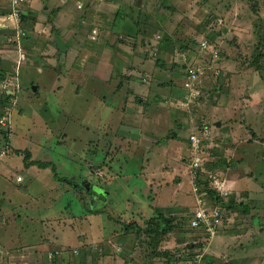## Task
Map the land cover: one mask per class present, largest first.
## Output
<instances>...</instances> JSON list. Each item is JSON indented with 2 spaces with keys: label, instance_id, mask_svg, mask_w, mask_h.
Instances as JSON below:
<instances>
[{
  "label": "rangeland",
  "instance_id": "374dc122",
  "mask_svg": "<svg viewBox=\"0 0 264 264\" xmlns=\"http://www.w3.org/2000/svg\"><path fill=\"white\" fill-rule=\"evenodd\" d=\"M99 1L101 3L91 6L84 0L82 12H71L72 28L68 31L58 25V35L52 34L58 52L54 50L47 55L51 58L44 54L39 60L32 51H24L21 20L9 21L11 30L7 33L6 53L0 55V72L4 74H0V99H4L5 94L10 96L0 107V129L7 134V140L0 135V150L6 146L9 153L4 157L9 158V164L19 167L24 188L21 195L8 194L7 200H0L2 208L9 213L5 216L17 219L16 222L8 219V230H0V242L4 250H9L10 242L15 241L22 248L19 252L26 255L23 254L24 259L14 254L6 256L4 264H42L33 249L39 250L45 244L47 264H100V261L101 264H150L151 260L152 264H164L165 260L154 259V251L147 246L144 233L139 232L137 236L135 232L123 231V226L128 224L143 230L157 208L165 217L174 216V223H179V227L161 240L156 252L169 251L179 259L172 264H193L191 257L198 250L188 251V244L207 238L196 236L187 227L189 214L195 209L193 171L189 162L197 161L201 165L198 180L203 182L221 175L226 179L228 191L226 181L228 179L229 183L230 177L236 174L224 166L233 159L228 149L237 157H243L236 162L239 170L236 187L245 188L240 178L249 167L257 181H251L249 191L232 192L233 198L248 208V213L240 208L225 210L219 228L207 239L203 258L208 264H264V63L261 69L252 63V57L259 51L253 25L259 14L264 17V0H253L258 14L251 11V0H121V6H112L109 0ZM226 2L229 7L232 4L237 7L234 13L227 14ZM59 3L67 5L68 0H49L46 6L52 9ZM115 14L127 17L125 35L134 31L130 22H138L145 30L134 40V45L140 42L137 47L124 48V53L127 59H132L133 67L138 64L141 70L142 62L146 73L156 72L152 82L142 84L139 70H133V77L123 81L126 74L123 64L117 61L118 55L102 46V23H110L107 21ZM214 21V31L209 32L213 30ZM40 25L45 28V23H38ZM94 28L98 35L91 39ZM208 32L212 37H207ZM212 38L217 50L206 41ZM116 40L122 41L118 37ZM127 40L128 45H132ZM204 41L210 50L207 52L217 55L212 54V61L208 59L210 64L197 65L204 69L201 78L208 85L199 92L200 79L194 88L196 96L190 97L183 89L185 69L180 63H188L205 52L201 49ZM136 53L140 54L137 55L140 60ZM219 60L229 66L230 73L234 70L228 83L222 82L225 70L214 71L215 85L221 81V92L215 91L214 79H211ZM158 62L164 64V69L158 67ZM118 74H124V78ZM109 75L116 81L122 80L120 94L116 93L114 84L102 81ZM170 79L176 83V87L173 86L176 94L168 93L167 97L178 102V108L172 105L174 103L163 105L154 101L159 98L156 83L167 85L168 89L172 86ZM130 89L144 99L145 113L138 121L120 115V107ZM181 92V96H177ZM222 96L230 98L228 112L216 108ZM247 97L252 98L250 103ZM108 104L116 107L109 110ZM246 104L254 106L249 109L250 114L246 113ZM201 106L205 121L199 115ZM254 111L258 116H254ZM179 116L187 130L206 128L210 131V139L197 152L189 147L183 133L185 128L180 133L182 136L176 137L177 142L172 143V119ZM147 118L157 124L153 130L162 133L160 138L150 141L146 134L140 137L141 144L122 139L121 128L143 131L148 126ZM217 121H222L223 128H215ZM248 124L252 126L250 131L246 129ZM247 140L250 142L246 143ZM16 150L19 153L12 155ZM246 152L252 153L250 160ZM26 153L32 160L54 165L60 180L53 179L50 169L20 170L23 161L26 162ZM100 158H114L115 163L104 166ZM214 160L225 164L207 167ZM27 178L35 184L33 190L27 189ZM88 185L91 186L89 193ZM1 216L4 217L3 213ZM103 242L113 246L106 249ZM186 251L192 254L190 260L182 256Z\"/></svg>",
  "mask_w": 264,
  "mask_h": 264
},
{
  "label": "crops",
  "instance_id": "0c3cea01",
  "mask_svg": "<svg viewBox=\"0 0 264 264\" xmlns=\"http://www.w3.org/2000/svg\"><path fill=\"white\" fill-rule=\"evenodd\" d=\"M48 1L49 0H23L21 6L19 7V19L13 21V22H17V21L19 22V20H21L20 26L23 27L22 30L26 34V36L23 37V39H21L22 44L25 46V47H23L24 51H29V52L32 51L33 53H35L37 55V57H39V60L44 57V54H46V57L51 58V56H47V55L53 54L56 50L58 52V48L55 50L57 45H55V43H53L52 34H54L56 32L58 35V25H60V28H62L64 31H68L67 29L72 28V20L73 19H72L71 12L72 13L73 12H82L83 8H84V0H68L67 5H60V3H59V6H57V4H55L52 6L53 7L52 9H49V7L46 6V2H48ZM57 1H59V0H57ZM85 1L87 2L86 5H91V6H93L92 3H94V5L101 3L99 0H85ZM109 1H111L112 6H116V5L121 6V0H109ZM106 2H107V0H102V3H106ZM228 4L229 3L226 2L224 5V6H226V9L228 8L227 14L231 13V12L234 13L237 7L234 6L233 4L229 7ZM234 4H236V3H234ZM79 5H80V7H78ZM8 10L11 11L10 4L5 3L4 0H0V55L6 53L4 48L7 47V45H6L7 33L11 30V28H10L11 26H9V21L12 22V20H13V19L9 18ZM98 17H99V15H98ZM81 18L83 20L84 16H82ZM233 19L234 18H232V20ZM126 20H127V17L123 18L119 14H115L111 21L110 20L107 21L110 23H105V22H104V24L102 23L103 28H104L103 32L100 33V36L102 34V37L104 40V44L102 46L105 45V46H107V48L109 47L108 49H110L111 52H113L114 54L116 53V55H118L117 61H119V62H121V64H123L122 65L123 66V68H122L123 73L125 72V74H126L124 76L125 79H123V81H128L133 77L132 72H135L133 70H139V71H141L140 79L142 77V74L150 78V79H146V77L143 76L144 77L143 79H146V80L144 81L141 79L142 84H144L146 82H152L156 72L146 73V71L143 70L144 66L142 65V62H141V70H140V67H138L139 66L138 64L136 65V67H133V65L131 64L132 59L131 60L129 58L127 59L126 58L127 55L125 56L124 48H127V47L133 48V46L137 47V44L140 42H137V44L134 45V40H138L139 36H141L140 34H143L145 32L144 29H141L139 27L138 22H134V23L130 22L132 27L134 28V31L132 32L131 35H125L124 34V28H125V25L128 24V22ZM38 23H45V28L41 27V25L38 26ZM13 26H15V25H13ZM12 29H13V27H12ZM22 30H21V32H23ZM120 31L122 33H119V34L115 33V32H120ZM117 37L120 38L122 41H117L116 40ZM17 38H19V34L17 35ZM126 39H128L127 41H129L132 45H128L129 43L125 41ZM130 39H131V41H130ZM18 46H19V43H18ZM135 47H134V49H135ZM52 51H53V53H51ZM161 53L163 54V52H161ZM137 55L140 56V54L136 53V55H135L136 58L138 60H140V58ZM204 56L205 55H203V53H200L199 57H195L194 59H192L188 63L194 64V65L196 64L199 66L207 65L208 59ZM94 58H95V56H94ZM133 59H135V58H133ZM223 59H224V57H223ZM220 61L221 60L217 61V65H215V69L212 72L213 78L210 77L211 79H214V85H215V82L217 79V76L214 75L216 72L214 73V71H219V73H220L222 70H225L224 76L222 78V82H224V83H228L234 74V70L232 72L233 74L230 73L231 69L229 68V66L226 67L225 66L226 63H221ZM221 64H223V65H221ZM163 65L164 64L161 63V66H163ZM213 67H214V65H213ZM217 67H220V68H217ZM216 68H217V70H216ZM262 71H264V69ZM123 75L124 74H118V76H120V77H123ZM179 76L181 77V79H183L182 75H179ZM110 77L111 76L109 75V77L106 80H102V81L104 83L114 84L116 86V88H115L116 93H119L118 91H120V88L122 86V80L116 81L117 79H112ZM170 80L172 81L173 79H170ZM170 80H169V82H171ZM211 81L213 82V80H211ZM211 81H210V84H211ZM171 84H172V86H170V88L166 89L167 85L163 84V86H162V85H159L158 83H156V89L160 94L158 93L159 98H157L154 101L157 104H158V102H162L163 105H171L172 103H174L172 105H174V107L178 108L177 106L179 103L175 102V100H172V97H170V100L167 97L168 93L169 94L173 93V95L176 94V91H175L176 88H174V87H176V83H174V81H173V82H171ZM204 85H208V82H206V80H204V79L203 80L201 79L198 86H197L199 92L206 90ZM220 86H221V81L219 82V84L214 86L215 91L221 92ZM162 87H164V88L162 89ZM164 90H167V91L162 92ZM224 90L226 91L227 89H224ZM227 92H229V91H227ZM181 94H182V92L177 94V96H181ZM232 94H234L233 91H232ZM168 96H170V95H168ZM139 97H140V95L137 96V94L134 92V90L130 89V92H128V94H126V99H125L123 106L120 107L121 108L120 109L121 118H127L129 120H134V121L140 120L139 119L140 116L143 115L145 113V111L143 110L144 99L142 100ZM222 97L223 98L220 99L222 101V103H220V100H219L218 104L216 105L217 106L216 108L222 110V112H226V111L228 112L230 109V106H231L230 105V98L228 97V99H227L226 98L227 96L226 97L222 96ZM251 100H252L251 97H247V99H246V101L248 103H250ZM104 101L105 100H103V102ZM212 103L214 104V102H212ZM110 105H113V104L107 105L109 110H111V108L116 107V106L110 107ZM219 105H221V106H219ZM245 107H246V113L250 114L248 111H249V109H251L254 106H253V104L250 106L248 104H246ZM169 108H171V107H169ZM202 110H203V106L200 107L199 115L202 113ZM255 111L253 112V114L256 117L258 115L257 114L255 115ZM202 114H201V116H202ZM204 116H202V117L205 121L206 117H204ZM222 116H223V118H226L225 115H222ZM149 119L150 118L145 119L146 125H148V126L146 127V129L144 128L143 131H139V130L137 131L135 128H130V127L121 128L120 133H122V139L124 137V140H126L125 142L132 141L133 143L141 144V141L143 139H141L140 137L145 136L146 134H147V140H150V141H152V139L155 140L157 138H160L162 133H156L153 130V127L157 126V124L153 120H149ZM172 120H173V131H175V132H173V131H172L173 133L171 132V138H172V140L174 139L172 141V143H175V142H177L175 140L176 137L182 136V134H180V133L183 131V128H185V126L181 123L182 122L181 116H179L175 120L174 119H172ZM240 123L242 124V121H240ZM221 124H222V121H217V122H215L214 126L217 129H221V128H223V126H221ZM203 125H205V124H203ZM243 125H245V124H243ZM206 126H204V127H206ZM251 127L252 126L249 125L248 127H246V129L249 130ZM201 129H203V128H201ZM201 129L197 128V129L193 130L194 131L193 132L191 128H189L188 130L185 128L186 131L183 133H185L186 137H188L191 134H197ZM146 130L149 133H147ZM167 131H169V130H166L165 132H167ZM191 131H192V133H190L188 135V133ZM229 133L232 134L231 129H229ZM250 133H252V132H250ZM164 134H166V133H164ZM251 140L253 141V139H251ZM114 142L116 143V141H114ZM249 142L250 141H248V140L246 141V143H249ZM240 143H243V141ZM252 143H254V141ZM9 150H11V147ZM8 153H9V151H7L6 146H4L0 150V200H3L4 198L6 199L8 197V194H10V195H21V190H22L21 188H24V187H22L23 186V182H22L23 179L18 174L19 167L18 166L14 167L12 164H9L8 163L9 158L4 157ZM231 153H233V159H232L231 164H229L231 167H229L227 170L228 171L231 170V172L234 170L236 174L234 176L230 177L229 183H228V179L226 181L227 185H228V191H229V193H232V192H241L242 193L243 190L249 191L248 187L250 188L252 186L251 181L256 182L257 179L251 175L252 174L251 167L246 168V170H247L246 173H244L243 177L240 178L242 180V182L245 184V188L244 189L237 188L236 187L237 186V176L239 177V174H238L239 170L236 167V162L242 161L243 157L242 156L237 157L236 153H234L233 151H230V149H228V154L230 155ZM246 153H247V155H246L247 159L250 160L249 158L251 157L252 153L251 152H246ZM12 155H14V153H12ZM246 156L244 154V160L246 159ZM100 159H101V160H99L100 164H102L104 166L107 165L108 163L110 165H113L115 163L114 158H109V159L100 158ZM253 160H255L254 157L252 158V161ZM33 161H36V160H33ZM214 161L217 162V160H214ZM21 168L22 169H20V170H23L25 172H31L34 167L32 166V167L26 168L23 165ZM39 170L40 169L37 168V172H39ZM51 176H52V173H51ZM113 176L115 178L117 177V175H112V177ZM112 177H110V179ZM218 177L222 178L221 175H218ZM13 178H14V180H13ZM12 181H14L15 183L12 184ZM27 181H28L27 189L33 190L32 187L35 184L32 183L30 178H27ZM8 184H12V186H9ZM178 184H180V182ZM250 191H252V190H250ZM99 192L101 193L100 190H99ZM100 193H99V195H102ZM249 195H250V192H249ZM8 203L10 204V201H8ZM194 204H195V199H194ZM239 204H240V206L238 208L243 209L242 206L244 207V204H242V203H239ZM157 209L159 210V212H158V210H155V209L153 211H157L158 213L163 214V211L160 210V208H157ZM2 213H3L4 217L1 216ZM191 213L189 214V216L191 215ZM8 214H9L8 210L2 208V205H0V230L1 231H7L8 230L9 227L7 228V226H6L9 224L8 219L9 220L11 219L13 222H16V220H17L12 215H10L8 217L5 216ZM5 220L7 222H5ZM12 221H11V223H12ZM10 243H11L13 248L10 247L9 250H4L3 245H2L3 243L0 242V264H4V262L6 261V256L8 257L9 255L12 256V254H14V255H16V258L18 256H20L21 258L24 259L23 254L26 255V253H21L22 248H20V246H18L17 242L11 241ZM45 245H47V244H45ZM45 245H42V247L39 250L33 249V247L35 248V246L29 248V249H33V252H35L34 253L35 257H39V259H40L39 263L42 262V264H47V259H46L47 252H45L46 251ZM103 246H105V248L107 249V247L110 248L113 245H111L110 243H107V242H103ZM20 250H21V252H19ZM104 256H105V254H104ZM105 260H107V259H105ZM101 263H102V261H100V264Z\"/></svg>",
  "mask_w": 264,
  "mask_h": 264
},
{
  "label": "trees",
  "instance_id": "16d2710c",
  "mask_svg": "<svg viewBox=\"0 0 264 264\" xmlns=\"http://www.w3.org/2000/svg\"><path fill=\"white\" fill-rule=\"evenodd\" d=\"M23 1V0H22ZM258 1V0H257ZM5 3H8L5 1ZM22 4V2H21ZM21 4H19L18 6V11H19V7L21 6ZM250 9L253 13L258 14L257 11V4L256 2H254L253 0H251L250 2ZM260 17H256V21L254 22L253 25V33L258 37V42L256 44L257 49L259 50L258 53L256 55H254L252 58V63L254 64V66L257 69H261L263 68V63H264V17H261V15L259 14ZM218 20V19H217ZM216 20V21H217ZM216 21H214V26H213V30L209 31V32H213L214 31V27L216 26ZM23 31V30H22ZM207 33V37H212V34ZM216 34V33H215ZM26 34L23 31L21 34V37H25ZM210 39V38H209ZM211 40V39H210ZM208 44H211L213 46V48H215L216 50L218 49V47L214 44L215 40L212 38V41L206 40ZM207 59L212 61V54H210V52L205 51L202 52ZM218 58H220V54H218ZM208 60V64H210L211 61ZM158 67L160 69H164V65L161 66V63L158 62ZM194 66L197 67V65L195 64H189L187 62H184L182 64H180L181 68H186L187 66ZM183 70V69H182ZM1 75L4 76V74H2L0 72ZM145 75L142 74L141 79H143ZM146 79H150L149 77L145 76ZM204 77V76H202ZM146 79H143L144 81ZM202 79V78H201ZM172 82V81H171ZM170 82V83H171ZM4 99H0V107L9 100L10 96L5 94V97L3 96ZM5 100V101H4ZM192 133V132H191ZM0 135L3 137L4 140H7L6 136V132L4 133L2 131V129H0ZM188 140V137H187ZM19 153L17 150L14 151V154ZM24 160L26 162L23 161L24 167L29 168V167H37L38 169H50V172L52 173V177L55 180H60L59 178H57V172L55 170L54 165H51L49 163H45V162H40V161H33L30 159V155L29 153H26V155L24 156ZM220 164H225L223 161H213V163L211 164V166H207V167H212L215 165H220ZM225 169L231 167L230 165H224ZM201 170V168H200ZM199 171V170H198ZM67 183L69 184V181H67ZM212 184V180L211 179H206L205 181L203 180V182H201V180L196 181V185L206 194V199L207 201H210L212 203V205H218L220 206L224 211L225 210H233L236 209L240 206V204L233 198L234 195L231 193H228V195L226 197H220L218 192L216 191V189H214L213 187H211ZM90 188L91 186L88 185L87 188V193L90 192ZM78 189H81L80 187ZM77 189V190H78ZM208 202L210 205L211 203ZM242 212L243 213H248V208L244 205V207L242 206ZM224 215V214H223ZM190 219V216H189ZM145 224V223H144ZM162 224V225H161ZM161 225V226H160ZM146 227H144L143 230L139 229H135L136 225L133 224H128V225H124L123 226V231H125V233L128 232H135L138 236L139 232L144 233V235L146 236L145 238V242L147 244V246L151 247L153 249V255L154 259H163L165 260L166 263L164 264H172L175 263L176 261H178L179 259L176 258L175 256H173V254H170L169 251L167 252H162V253H157L156 249L158 248V244L161 242V240H163L164 237H166L169 233L174 232L173 230L177 229L179 227V223H174V216L169 217H165L164 215L158 213L157 211H153V214L149 217V219L147 220V223L144 225ZM187 227L192 231V233L194 232L196 234V236H203V232L199 229H193L190 227L189 225V221L187 224ZM134 228V230H133ZM198 242V244H197ZM196 243L195 242H191L190 244H188V251H197L200 252L201 248H203L202 245V240L198 239ZM188 251H186L185 253H182V256L185 257V259L190 260V257L192 254L188 253ZM193 256V255H192ZM192 258V257H191ZM101 259V256L98 258ZM205 258H202L201 264H208ZM153 261H150V264H152Z\"/></svg>",
  "mask_w": 264,
  "mask_h": 264
},
{
  "label": "built area",
  "instance_id": "2783aa9c",
  "mask_svg": "<svg viewBox=\"0 0 264 264\" xmlns=\"http://www.w3.org/2000/svg\"><path fill=\"white\" fill-rule=\"evenodd\" d=\"M8 2L11 6V11L9 13V18L13 20L19 19V11L18 6L21 4L22 0H4ZM80 7V5L78 6ZM98 35V31L96 29H92L90 33V38L95 39ZM207 43L204 41L201 43V49L203 51L209 50L207 48ZM210 51V50H209ZM214 52V51H213ZM213 56L217 55V53H212ZM190 66V65H189ZM204 76V69L201 67H196V69L186 67L184 70V81H183V89L187 95L190 97L196 96L194 88L196 83ZM188 99V98H187ZM210 139V132L208 129L203 128L197 134H191L188 137L189 147L193 149V151L197 152L201 147H204L206 142ZM189 166L193 171V182H192V193L195 199V209L190 215L189 225L193 229H199L203 232V238H209L213 235V232L219 228V224L222 220V216L224 210L218 205H212L210 201H207L206 194L203 192L197 185L196 181H198L197 171L201 168V165L197 163V161L189 162ZM212 178L211 187L216 189L220 197H226L228 195V191L226 189L225 180L218 179L216 177ZM210 202L211 205L208 203ZM207 239H203L202 245L203 248L200 252H196L195 255L192 256L193 264H201L203 253L206 249Z\"/></svg>",
  "mask_w": 264,
  "mask_h": 264
},
{
  "label": "bare ground",
  "instance_id": "6f19581e",
  "mask_svg": "<svg viewBox=\"0 0 264 264\" xmlns=\"http://www.w3.org/2000/svg\"><path fill=\"white\" fill-rule=\"evenodd\" d=\"M188 137H189V136H188ZM213 177H216V178H218V179H222V178L218 177V175H214Z\"/></svg>",
  "mask_w": 264,
  "mask_h": 264
}]
</instances>
